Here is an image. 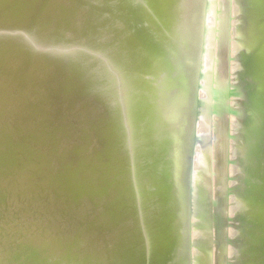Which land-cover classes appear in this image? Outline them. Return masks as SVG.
I'll return each mask as SVG.
<instances>
[{"label":"rangeland","instance_id":"1","mask_svg":"<svg viewBox=\"0 0 264 264\" xmlns=\"http://www.w3.org/2000/svg\"><path fill=\"white\" fill-rule=\"evenodd\" d=\"M117 1L118 4H121V7L117 13V18L114 20L115 32L112 42L110 38L104 37L99 47L94 48L96 45H92L87 48V56L92 63V68L89 70L90 74H88V77H96L95 75L98 77L100 74H106L107 72L110 75L119 77V75L126 73V66L122 67L121 65L117 67L118 69H116V71H113L110 66V60L114 56L117 57L124 48L131 47L133 44H136V46L138 45L139 42L136 40L137 36L135 37L136 30L138 29L145 38L149 39L158 37L155 35L156 31H158L161 36L163 33L165 38H167L166 42L163 44V50L165 52L166 50L169 51V48H171L170 46L174 44L179 47L176 49V53H167L171 64L174 65L175 68L177 67L182 73L180 75L182 77L181 86L184 88L186 95L180 110L179 124L176 127L179 129L180 126L183 125L182 134L178 141V147H173L174 152H178L176 165L178 171H176L174 176L172 188L176 199V209L173 210L176 216V243L172 257L166 259V261L169 260L168 262L165 261L166 264H174L177 255H179L177 259L179 264H249L250 262L245 259V256L248 254L252 245L250 240L252 237H250L249 234V223L252 219L251 212L254 210V204H251L248 198L252 199L251 197L254 196L250 197L251 190L249 187L239 184V176H241L240 171L238 172L236 170L237 172H235L234 170V166L238 169L243 166L242 159L240 157L230 159L234 157L233 153L235 149L241 146L244 140L240 128L244 122L248 121L249 113L246 112L245 114L240 106H237L241 103L239 101L241 99L236 98L235 101H232L230 100L231 96H229L230 93L235 92V88H237L230 87L239 85V79L243 74L245 56L242 55V51L239 48L242 36H255V47L250 49V56L252 58L259 57V53L263 47V45H260V42H258V44L256 40L258 39L257 37L261 35V30H257V28L249 31H246L247 29L244 30V26L246 25L244 18H246L245 14L247 13L246 1L248 0H167L164 4H162V0ZM125 9L127 10L125 11ZM125 16L127 17L125 18ZM122 18H125V20ZM163 21L165 22L164 25L162 24ZM162 25L164 26L163 29ZM158 26H161V28H158ZM182 43H184V45H182ZM163 46L161 44V50ZM254 60L255 59H252V61ZM205 69L209 71H205ZM251 69V73L253 72V74L259 73L261 75V72L263 73L262 67H257L255 64ZM35 74L36 73H25L23 79L28 80L29 78H36L45 81V87L42 89L41 93L56 91V88L60 86L58 85L59 80L57 79V74L53 72H47L41 75L38 74L40 75L38 78L35 77ZM106 78H108V76ZM136 80L137 83L141 82L140 78ZM106 81L107 80H105V82ZM258 82H260V80ZM119 87L120 89L115 92L114 100L118 108L121 107L122 110L125 91L121 86ZM218 87L220 91L217 90ZM191 88L193 90H191ZM221 89H224V92ZM25 90L28 93H34V90L37 89L36 87L30 88L27 86ZM227 90L228 97L226 99L229 100V102L225 100V103L226 106L227 104L230 106V110L223 109V106H225L223 104L224 101L222 102L223 106L222 104L220 105V109L217 104L218 101L217 103L215 102L218 98L217 93L219 94V92L221 93L222 91L221 95H224ZM74 92L72 96L74 95L73 97H76ZM190 95L192 98L191 101ZM78 96L79 94L73 100V107L76 111L87 97L86 95ZM41 100L43 102H40L38 105H44V101H50V97L48 96ZM32 104L35 106L36 102ZM47 106L48 105L43 106L42 109ZM97 107L100 111L102 105L99 104ZM235 107L240 109V114L234 109L231 111V109ZM218 108L219 112L221 110H226L229 115L227 113L223 114V112L221 116L217 111ZM63 111L64 115L62 116H65L66 113H68L66 107ZM235 112L239 116L235 117ZM230 113H233V115ZM231 116H234L235 119ZM79 117L80 113H78V116H75V118L71 117V120H69L74 127L72 136L68 139V150L72 153L69 152V155L63 160V163H65L66 166H70L71 175L67 176L68 173L66 175L64 172L60 173V176L63 178L62 182L65 186L58 183L49 186L43 184V178L49 175L50 167L53 166L51 165L52 163H49L47 166L43 167L42 172L39 168H37V171L33 169L34 173L32 172V175L22 186L8 187L6 191L1 192L0 203H3L0 204V259L2 262L4 261V264H14V262L15 264H155L161 257L162 247L158 245L153 250L147 248L145 251L144 248L147 246L146 236H138L133 239L121 234L119 239L114 242H111L109 237L112 231L115 233L119 231V229L124 230L123 228L128 222V219L134 216L136 218L141 214H144L141 216V219H145L147 215L151 216V219L147 220L146 223L149 229L162 232V207L160 205L159 209H154L149 208L150 205L146 204L150 198V185L148 186L143 182L141 177L137 178L136 176H130L129 179L124 181L126 182L125 184H120V180H118V184L116 185L117 189H129V193L134 196L132 201L127 200L128 202L118 201L114 204H100L102 212L100 211L98 214H96V212H98V206L94 204L95 202H90V206L86 209H80L78 203L83 195L78 192H72L70 184L72 187L77 183L80 172L90 173L92 171H98L100 162L95 158L89 159L90 154H88V152L94 148V145L91 141V137L81 132L89 128V125L85 128L84 126L86 125L84 121ZM129 117L130 114L118 117V125L123 126L126 132H129L128 125L131 123V121H129L130 119H126ZM59 118L54 121H63L62 118ZM139 122V125L143 124V121L140 120ZM51 131L50 129V133ZM130 131L135 130L130 129ZM186 133L187 135H185ZM225 133L227 135H225ZM18 134L16 141H20V139L23 140V135ZM140 134L142 133L139 132L138 135ZM143 134L147 135L146 133ZM34 142L35 141L32 143L31 139L23 140L25 146H22L23 148H21V150L17 149L21 156L18 155L16 151L12 165L15 164L21 167V165L28 164V160L24 156L25 154L22 149L26 150L28 148H33L34 150L32 149V151H36L39 145L37 143L34 144ZM113 144V146H115L116 143L114 142ZM79 146H81L84 151L76 153V148ZM119 146L120 145L117 144L116 149ZM136 151H138V147L133 148L131 152L135 153ZM159 153L161 154L162 152L156 151L150 154L146 153V155L147 157L150 156V158H162V154L160 155ZM52 155L55 156V154ZM81 157L84 159L88 158L89 160L86 159L85 163H80L81 165H79L77 159ZM37 160L38 159L34 160L32 164L37 165ZM59 162H56V164ZM105 163L106 162H103L102 165ZM122 163L123 169L129 166L126 168H129V170H127L130 172L132 170L135 172V170L143 171V169H148L146 165L143 166L141 160H128ZM186 170L188 171L186 172ZM121 172H124V170ZM33 175H37L36 181L32 180ZM153 175L156 176L155 181L158 189V186L162 184V172L156 170L153 171ZM25 187H28V191ZM99 188H102V186L100 185L98 189L92 187L87 189L88 196L92 197L99 191ZM8 190L10 191L8 192ZM52 191L55 193L53 194ZM257 192L260 194V191H256L255 193ZM9 193L11 194L10 196L7 195ZM49 196L53 200H56V202H60L61 212L67 214L70 220H65L63 222V219L60 221L61 218L57 216H54L55 219L52 218V220L47 221H43L41 218L28 219L30 212L34 209L43 208L44 206L47 207L51 204V200L46 201V198ZM6 199H8V201ZM240 200H242L241 203ZM4 202L6 204H4ZM247 202H249V205ZM73 209H79L81 212H84V214L77 216L78 214L72 212ZM92 216H94L93 221L90 220ZM76 217H78L77 220H75ZM111 217L114 219L113 223H111V226L108 225V228H105L108 219ZM62 223L66 225L63 226ZM14 224H16V226ZM245 224L247 226H245ZM10 225L11 227H9ZM33 228L36 229V232ZM136 228V234L141 232L140 229L142 227L136 226ZM23 231L28 233V235L30 234V236L26 235ZM53 235H55V237ZM33 242L35 244H33ZM42 247H44L43 250H41ZM36 248L40 250L37 249L38 251L34 252ZM128 248L130 249V258L129 260H124L123 254ZM3 251L6 252L4 253ZM12 255L15 260H13ZM263 255L264 253H262V259L260 258L257 263H264ZM10 259H12V261ZM161 259L160 261H162ZM118 260L121 261V263H118ZM160 261L159 264H162Z\"/></svg>","mask_w":264,"mask_h":264},{"label":"bare ground","instance_id":"2","mask_svg":"<svg viewBox=\"0 0 264 264\" xmlns=\"http://www.w3.org/2000/svg\"><path fill=\"white\" fill-rule=\"evenodd\" d=\"M166 1L167 0H162V4ZM246 3L247 13L245 14L246 18H244L246 24L244 26V30L247 29L246 31H249L254 28L261 30V35L258 36V39L256 40L257 43L260 42V45H263V47L261 48L259 57L252 58L250 56V49L255 47V36H242L239 48L242 51V55L245 56L243 74L239 79V85L229 86L230 88L237 87L235 88L236 91L230 93L229 96H231L230 100L232 101H235L236 98L241 99L239 100L241 103L238 105L236 103V105L238 107L240 106L245 114L246 112L249 113V117L248 121L244 122L240 128L242 130L244 140L241 143V146L235 149L233 153L234 157L230 159H234L235 157H240L242 159L243 166L239 167V169L236 168V166H234L235 169L233 167L231 168L234 169L235 172L240 171L241 176H239V184L241 186L249 187L251 190L250 197L254 196L251 197L252 199L248 198V201H250L251 204H254V210L251 212L252 219L249 223V234L250 237H252L250 238L252 245L248 254L245 256V259L250 262L249 264H259L257 262L260 258L262 259V253H264V0H248ZM120 7L121 4H118L117 0H0V71L2 72L0 73V76L4 77V84H1L0 81V95L5 98L8 94H11L22 102L23 109L15 103V101L18 103L15 98V101H5V104H3L6 109H8L9 106L12 108L17 106L19 112L13 111L19 118H22V115L23 117L28 118L31 116L35 117L37 110L45 105H48V103L50 105V109L46 112L43 111L44 109H40V117L41 120H43L42 123H38L34 128L27 126L26 129L24 128V130H22V132H24L22 137L24 139H31L32 143L35 141L34 144L37 143L39 146L40 144L48 145L46 153L48 154L47 157H38L37 165H33L35 167L34 170L37 171V168H39L42 172L43 167L52 163V154H55L56 156L60 153V158L58 160V162H60L58 164L55 163V165L50 167L49 175L43 178L42 182L45 186L54 185L55 183L65 186L62 182L63 178L60 176V173L64 172L65 175L68 173L67 176L71 175L70 166H66L65 163H63V160L67 158L69 152L72 153L68 150V139L72 136V130L74 131V127L71 125L69 120H71V117L75 118V116H78V113H80L81 120L84 121L86 125L84 127L86 128L89 125V128L81 132L84 133V135L87 134L90 136L94 145V148L88 152V154H90L89 159L95 158L101 164L100 165L98 163V171H92L90 173L80 172L77 183H75L72 187L70 184L72 192H78L83 195L81 199L79 198L80 201L78 204L80 209H86L90 206V202H95L94 204L98 206V212H96V214H98L100 211L102 212L100 204L105 205L107 203L114 204L118 201H132L134 196L129 193V189H117L116 185L118 184V180H120V184H125L126 182L124 181L129 179L130 176H136L137 178L141 177L143 182H145L148 186L150 185V198L146 204L150 205L149 208L154 209H159L160 205L162 207V232L155 229H149L146 223L147 220L151 219V216L147 215L145 219H141V216L144 215L141 214L136 218L134 216L131 219H128V222L123 228L124 230L119 229V231L115 233L112 231L109 235L110 241H116L119 239L121 234L133 239L138 236H146L147 246L144 250L146 251L147 248H149V250H153L158 245L161 246L162 254L160 259L162 258V261L158 258L157 259L160 263L162 262V264H166V262L169 261H166V259L172 257L176 243V216L173 212V210L176 209V199L172 188L177 168L172 166V160H175V157H177L178 160V152L175 153L173 149L176 145V141H178L176 137L179 134L175 128L179 124V109L182 107L184 97L186 95L184 88L181 86L182 77L180 75L182 73L179 69L177 70V67L175 68L174 65H169L171 61L167 56L168 52L176 53V49L179 48L178 45L174 44L173 46H170L171 48H169V51L166 50L165 52L163 50V44L166 42L167 38H165L163 33L161 36V34L156 31L155 35L158 37L149 39L145 38L139 29L136 30L135 37L137 36L136 40L139 42L138 45L136 46V44H133L131 47L129 46L124 48L117 57L114 56L110 60V66L113 71H116L119 65L122 67L126 66V73L119 75L120 86L125 91V99L121 110V107L118 108V105L114 100L115 90L118 84L115 75H110L107 72L106 74H100L98 77L97 75H95L96 77H88V74H90L89 70L92 68V63L89 61V58L86 59L85 57H76V67L71 69L68 68V64L72 61L66 62L61 56H57L56 53L49 57L44 55L45 52L34 53L33 48L30 45V41L26 38V36L32 38L37 44L53 46L56 43L63 44L69 41V38L66 36L71 33L72 36H75V38L80 37L84 42L82 43L84 46L91 47L92 45H96L94 48H97L103 41L102 38L104 37L110 38V41L112 42L114 37L113 34L115 32L114 20L117 18V13ZM126 10L127 9H125V11ZM126 17L127 16H125V18ZM77 18H79L81 25H72L74 19ZM125 18L122 19L125 20ZM162 24L164 25L165 22L163 21ZM163 25L162 29L164 28ZM158 28H161V26H158ZM161 44L163 46L162 50ZM182 45H184V43H182ZM252 59L255 60L252 61ZM68 60H70V58ZM254 64L257 67H262L263 73L261 72V75L259 73H251V67H254ZM206 70L207 69H205V71ZM47 72L57 74L56 76L59 80L58 85L60 86L56 88V91L41 93L42 89L45 87V81L38 80L36 78H29L28 80L23 79L25 73H36L35 77L38 78V76ZM107 76L108 78H106ZM138 78H140V83L136 82V79ZM105 80H107V85ZM259 80L260 82H258ZM27 86L30 88L36 87L37 90H34V93H28L25 90ZM224 89L221 90L224 92ZM191 90L193 89L191 88ZM217 90L220 91L219 87ZM72 91H75L74 94L76 97L78 94L79 96L86 95V98L93 100L95 104H101V110L97 111L88 106L89 102L86 98L80 108L77 111L74 110L73 100L76 97H73L74 95L72 96ZM221 93H217L218 98L215 102L217 103L218 101L217 104L220 108V105L224 101L223 104L225 106H223V104L222 106L223 109L225 108L227 110L230 107L228 104L226 106L225 103V100H227L226 98L228 97V90L224 93V95H221ZM241 95H243V97ZM48 96L50 97V101H44V105H38L40 102H43L41 100L42 98ZM191 100L192 98L190 101ZM227 101L229 102V100ZM33 102H36L37 105L35 104V106H33ZM65 107L68 113H66L65 116L60 115L63 121L55 122L54 120L57 119V114ZM238 107L232 108L231 111L234 109L240 114L241 111ZM219 108L217 110L218 112ZM225 111L221 110L219 114L222 116L223 112V114L227 113V111ZM236 112V115L234 114L235 117L239 116ZM125 114H130V117L126 118L131 121L128 125L129 132H126L123 126L118 125V117ZM230 114L233 115V113ZM231 117L235 119L234 116ZM140 120L143 121L142 125H139ZM24 124L26 125L27 123ZM182 128L183 125L179 128L180 132H182ZM50 129L52 130L51 133ZM130 129H134L135 131H130ZM19 131H15V133L9 132L8 130L0 131V179L2 182V184H0V194H2L1 192L6 191L8 187H15L14 183L17 181V174L19 175V172L21 171V167L15 164L12 165L17 149L21 150V148L25 146L23 144L24 139L16 141L17 135L15 134H18ZM139 132L142 134L138 135ZM143 133H146L147 135ZM185 135H187V133ZM225 135L227 134L225 133ZM114 142L116 143L115 146H113ZM117 144L120 146L116 149ZM79 147L76 148V153L84 151L81 146ZM136 147H138V151L132 153V149ZM32 149L33 148H28L26 150L22 149L28 163L31 161L33 155H35L34 153H36V151H32ZM129 150H131L130 153ZM156 151L162 152V158L147 157L146 153L150 154ZM23 159L24 158L22 157V160ZM86 159L88 158L84 159L81 157L80 159H77V161L79 165H81L86 162ZM128 160H141L143 162V166L146 165L148 169H143V171L135 170V172L133 170L131 172L128 171L129 168L126 167L129 166H126L123 169L122 162ZM103 162H106V165L103 164L105 166L102 165ZM231 168L229 169L231 170ZM123 170L124 172H121ZM156 170L162 172V184L158 186V189L155 181L156 176L153 175V171ZM187 171L188 170H186V172ZM100 185L102 188H99V191L96 194L89 197L87 189L90 187L98 189ZM9 191L10 190H8V192ZM256 191H260V194H258V192L255 193ZM54 193L55 192H53V194ZM7 195L10 196L11 194L9 193ZM6 200L8 201V199ZM241 201L242 200H240V203ZM5 202L4 204H6ZM2 203L3 202L0 204ZM247 203L249 205V202ZM79 215L80 214L77 216ZM77 219L78 217H76L75 220ZM61 220L62 219H60V221ZM90 220L93 221L94 216H92ZM113 220L114 219L112 217L109 218L107 225L105 224L107 226H105V228H108V225L111 226ZM14 225L16 226V224ZM136 226L142 227L141 229L139 228L141 232L138 234H136ZM245 226L247 225L245 224ZM9 227H11V225ZM33 230L35 231L36 229L33 228ZM26 235H28V233H26ZM28 236H30V234ZM53 236L55 237V235ZM33 244L35 243L33 242ZM33 247L30 248L34 249ZM43 248L44 247H42L41 250H43ZM37 249L40 250L39 248H36L34 252L38 251ZM130 255V249L128 248L123 254V259L129 260ZM10 260L12 261V259ZM13 260H15L14 257ZM0 261V264H4V261L2 262L1 259ZM159 261L156 263L159 264ZM175 261L178 262L177 258ZM118 263H121V261Z\"/></svg>","mask_w":264,"mask_h":264},{"label":"water","instance_id":"3","mask_svg":"<svg viewBox=\"0 0 264 264\" xmlns=\"http://www.w3.org/2000/svg\"><path fill=\"white\" fill-rule=\"evenodd\" d=\"M72 25H75V26L81 25L79 18L74 19V21L72 22ZM78 34H79V32H78ZM79 36H80V34H79ZM66 37L69 38V41H67L66 43H63V44L56 43L53 46H48V45H43V44H37L34 42V40L32 38H29L28 36H26L28 41H30V45L32 46L34 53L45 52L44 55H46V57L53 56V54L56 53L57 56H61L66 62L72 61L71 63L68 64V68L74 69L76 67L75 66L76 57H85L86 59L88 58L87 48H89V47L84 46L82 44L84 42L81 40L80 37L75 38V36H72L71 33L69 35H67ZM68 57L70 58V60H68L69 59ZM169 65L172 66L171 63ZM168 70H169V68H168ZM177 70H176V72H177ZM0 73H2V72L0 71ZM116 78H117L118 84H117L115 92L120 89L119 77H116ZM3 79H4V77L0 76L1 84H4ZM241 96L243 97V95H241ZM14 98L15 97L11 94H8L7 97H5V98L2 95H0V128H1L0 131L8 130L9 132L15 133V131L20 130L19 134H24V132H22V130H24V128L26 129L27 126L34 128L38 123H41L43 121V120H41V117H40V109L42 107L39 110H37V114L35 117L31 116L30 118H28V117H23V115H22V118H19L16 115V113L14 114V111L19 112L17 109V106H14V108L9 106L8 109H6L5 106H3V104H5L4 103L5 101H15ZM16 100L18 101V103L16 101H15V103L23 109L22 102L19 101L18 99H16ZM87 101L89 102L88 106L94 108L95 110L98 108L97 107L98 105L95 104L93 102V100L87 99ZM24 109H26V108H24ZM49 109H50V106L48 103V106L46 108H44L43 111L46 112ZM63 110H64V108H63ZM63 110H61V112H59L57 114L56 118H59L60 115L61 116L64 115ZM180 110H181V108L179 109V112H180ZM97 111H99V108L97 109ZM25 121H27V122H25ZM24 123H27V124L25 125ZM175 130L178 131L177 133H179L178 136L176 137V139L179 141L182 132H180V130L178 128H175ZM15 135H17V134H15ZM48 135H50V134H48ZM178 141H176V145H175L176 147H178V144H179ZM47 149H48L47 144H45V145L40 144V146H37L36 153H34L35 155H33L31 162L26 164V165H21V169H20L21 171L19 172V175L17 174L18 178H17V181L14 183V186L19 187V186H22L23 183L25 184L27 179L32 175L33 169L35 168L32 163H34V160L40 156H42L43 158L47 157V155H48V154H46ZM130 151L131 150H129V153H130ZM18 155H19V152H18ZM59 158H60V153H58V155H56V156L51 157L52 165H55V163L58 162ZM174 159L175 160H172V166L176 167L177 157H175ZM0 162H1V160H0ZM177 171H178V168H177ZM36 179H37V175H33L32 180L36 181ZM0 184H2L1 179H0ZM49 200H51V204L49 206L43 207V203H44V201H43V203H42L43 208H36L33 211H31L30 215L28 216L29 217L28 219H34V218L39 219V218H41V219L47 221V220H52V218H54V216H57V217H60L61 219H63V222L65 220H70V218L67 216V214L61 212L60 202H56V200H53L50 196L48 198H46V201H49ZM72 212L74 214H81V215L84 214V212H81L79 209H73ZM62 224L66 225L65 223H62ZM178 258H179V255H177V259ZM176 263H178V262L175 261L174 264H176Z\"/></svg>","mask_w":264,"mask_h":264}]
</instances>
